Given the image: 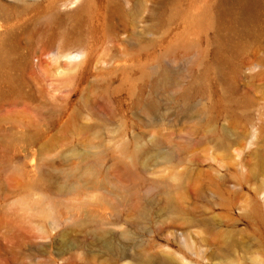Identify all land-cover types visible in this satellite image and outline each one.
<instances>
[{"label": "rangeland", "instance_id": "1", "mask_svg": "<svg viewBox=\"0 0 264 264\" xmlns=\"http://www.w3.org/2000/svg\"><path fill=\"white\" fill-rule=\"evenodd\" d=\"M0 264H264V0H0Z\"/></svg>", "mask_w": 264, "mask_h": 264}, {"label": "bare ground", "instance_id": "2", "mask_svg": "<svg viewBox=\"0 0 264 264\" xmlns=\"http://www.w3.org/2000/svg\"><path fill=\"white\" fill-rule=\"evenodd\" d=\"M83 52H71L65 55V59L69 64V68H73L79 64V60L82 58Z\"/></svg>", "mask_w": 264, "mask_h": 264}]
</instances>
